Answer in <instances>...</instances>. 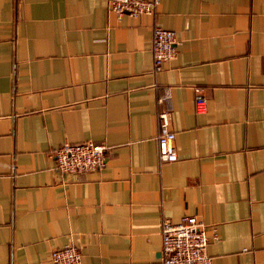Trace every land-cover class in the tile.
Here are the masks:
<instances>
[{
  "label": "crops",
  "instance_id": "obj_1",
  "mask_svg": "<svg viewBox=\"0 0 264 264\" xmlns=\"http://www.w3.org/2000/svg\"><path fill=\"white\" fill-rule=\"evenodd\" d=\"M177 55L154 70L153 27ZM196 86L207 97L196 110ZM169 88L178 159L158 154ZM105 142L101 170L54 150ZM196 214L213 264H264V0H0V264H159L161 223ZM217 235V238L214 236Z\"/></svg>",
  "mask_w": 264,
  "mask_h": 264
},
{
  "label": "built area",
  "instance_id": "obj_2",
  "mask_svg": "<svg viewBox=\"0 0 264 264\" xmlns=\"http://www.w3.org/2000/svg\"><path fill=\"white\" fill-rule=\"evenodd\" d=\"M158 3L159 0H109V8L118 16H139L156 13ZM177 44L175 30L154 25L151 47L154 70H161L165 61L177 55ZM195 90L196 110L206 112L207 97L202 93L201 86H196ZM158 103L159 158L162 161H174L178 159V153L175 146L176 132L171 126L173 103L169 88L159 97ZM109 147L105 142L91 139L63 144L53 152L56 168L62 174L101 170L107 165ZM161 235L159 264H213L212 257L206 252L209 242L206 225L196 214L183 216L179 221L164 218ZM214 237L217 238V235ZM50 259L53 264H83L81 251L73 243L51 251Z\"/></svg>",
  "mask_w": 264,
  "mask_h": 264
}]
</instances>
